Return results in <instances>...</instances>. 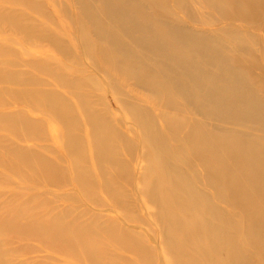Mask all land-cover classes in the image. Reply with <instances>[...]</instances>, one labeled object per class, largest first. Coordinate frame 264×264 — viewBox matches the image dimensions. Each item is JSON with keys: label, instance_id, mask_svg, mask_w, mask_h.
I'll use <instances>...</instances> for the list:
<instances>
[{"label": "bare ground", "instance_id": "obj_1", "mask_svg": "<svg viewBox=\"0 0 264 264\" xmlns=\"http://www.w3.org/2000/svg\"><path fill=\"white\" fill-rule=\"evenodd\" d=\"M0 27V264H264V0H0Z\"/></svg>", "mask_w": 264, "mask_h": 264}, {"label": "rangeland", "instance_id": "obj_2", "mask_svg": "<svg viewBox=\"0 0 264 264\" xmlns=\"http://www.w3.org/2000/svg\"><path fill=\"white\" fill-rule=\"evenodd\" d=\"M36 19H38V20H40V18L39 17H37ZM0 34L2 35V37H3V39H5V37H8V36H11L12 35V32H11V30H9V29H7V28H5V27H0ZM66 40V39H65ZM16 47V46H15ZM17 49H18V47H16ZM28 49V52L30 53V55H31V57L33 58L35 55H38L39 54V52H37L36 50H34L33 48H27ZM46 49V48H45ZM31 50V51H30ZM41 54H44V53H40V55ZM84 61H85V59H84ZM28 64V58H21V61H20V66L18 67V69L20 70L21 69V67L22 68H24V70H25V67L24 66H26ZM17 69V67H15V68H11V70H13V71H19ZM0 87H1V85H0ZM2 87H6L5 85H2ZM108 95V96H107ZM111 94H105V100H104V103H105V106H107V105H109V107H108V109H110V113L112 114V112L113 113H115V110H114V106L115 105H113L112 104V95L110 96ZM107 102V103H106ZM110 102H111V104H110ZM21 103V104H20ZM9 107H10V109H11V104L9 105ZM14 109H16V110H23L24 108H25V104H24V102H22V101H19V102H16L13 106H12ZM113 109V110H112ZM112 110V111H111ZM40 117V116H39ZM44 128H46L45 127V125H44ZM45 133V134H44ZM47 133H49L50 135H55L56 133H55V130L54 129H52V128H49L48 129V131L47 132H44L43 131V133L41 134V137H46L47 138ZM42 139V138H41ZM4 140H6V139H3V141L2 140H0V142H2V144H4L3 146H6V147H8V145L9 144H11V142H9L8 143V141L9 140H7V141H4ZM43 140H45L44 138L42 139V141H41V143H40V140H36V142L35 143H39L38 145H37V148H45V146H48L49 147V149H51V150H53V148H54V150L53 151H56V152H54L55 153V155H57V154H61L60 153V149H59V144L58 143H60V142H53V141H51V142H49V143H47L46 141H43ZM8 143V144H6V143ZM42 146V147H41ZM44 146V147H43ZM44 156H48L42 149H40L39 150ZM40 154V153H39ZM0 157H2V154H0ZM138 160L139 159H135L134 160V165H135V163L137 162L138 163ZM65 165V164H64ZM63 170V169H62ZM66 173H68V170L67 171H65ZM7 174L8 173H4V174H0V191L2 192L3 191V193L1 194V192H0V218L1 217H3L6 213L5 212H7V211H5V210H8V208L6 207V206H8V205H6V204H8L9 202V200H8V198H7V194L5 193L6 191H4V190H7L8 188H7V186H8V183H6V182H9V183H12L13 181H15L16 179H13V178H15V177H11V176H7ZM4 176H6V178L4 177ZM4 178V179H3ZM8 178V179H7ZM9 179H11V180H9ZM133 186H132V188H135V183H133L132 184ZM4 186V187H3ZM69 187V186H71V185H65L64 186V188L65 187ZM72 187V186H71ZM69 187V188H63L62 190H60L59 192L57 191V189H54L52 192H55L53 195H52V192H50V194H49V192H47L46 194H45V196H46V198H48V199H53L54 198V205L55 206H61V205H63V204H61L62 203V201H60V200H58V197L61 195V194H67L66 196H69V194L71 195V196H74V188L72 187ZM129 190H131L130 188H129ZM63 191V192H62ZM61 192V193H60ZM60 193V194H59ZM2 195V196H1ZM4 195H7L6 197L4 196ZM4 196V197H3ZM49 196H51V197H49ZM55 197L57 198V199H55ZM7 200V201H6ZM5 201H6V203H5ZM77 203H76V202ZM74 202H73V207L75 208V209H77L76 211H80V210H82V207H84L85 205V207H89V204H85V203H82L81 201H77V200H75ZM79 202V203H78ZM57 203V204H56ZM75 203V204H74ZM136 204V203H135ZM139 205V202L137 203V205L136 206H134L135 208H133L132 210L134 211V212H132L133 214L135 213V214H137V210H140L139 208H140V205ZM7 209H6V208ZM78 207H80L79 209L80 210H78ZM91 208H93L92 206H90ZM59 209H61V207L60 208H58V209H56V210H59ZM74 209V210H75ZM96 212H100L102 215H104V216H109V217H113V218H116L117 220L119 219V220H121V218H120V216H119V214H117L116 212H115V209L114 208H112V209H107V208H102L101 210H99V209H94ZM108 210V211H107ZM112 211V212H111ZM141 212V214L143 215H145V212L144 211H140ZM116 216V217H115ZM118 220V221H119ZM2 222L3 221H1L0 222V227H2ZM127 226V225H126ZM149 237V236H148ZM2 238H5L6 239V241H9V242H14V243H23L24 242V239L22 240L20 237L18 238H14V236H12V235H8V236H6V235H3V237ZM4 239V240H5ZM18 240V241H17ZM26 241V240H25ZM25 243V242H24ZM148 243H149V241H148ZM27 244V243H26ZM26 244H24V246H26ZM15 245V244H14ZM143 247H144V243H143ZM52 250V249H51ZM30 251H33V250H30ZM29 250H27V257H29V258H33V256L34 257H36L35 255H36V253L34 254V255H31V256H29V254L31 253ZM29 253V254H28ZM157 257L158 258H160V256H159V254H157ZM37 259H40V257L39 258H37ZM156 264H162L161 262H160V260L158 259V261H157V263Z\"/></svg>", "mask_w": 264, "mask_h": 264}]
</instances>
